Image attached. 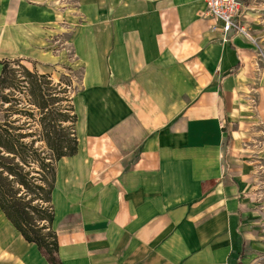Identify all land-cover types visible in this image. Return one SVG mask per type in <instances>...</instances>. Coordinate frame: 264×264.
<instances>
[{
  "label": "crops",
  "instance_id": "1",
  "mask_svg": "<svg viewBox=\"0 0 264 264\" xmlns=\"http://www.w3.org/2000/svg\"><path fill=\"white\" fill-rule=\"evenodd\" d=\"M243 2L248 35L205 0H0V75L79 76L61 264H264V0ZM0 264H50L1 209Z\"/></svg>",
  "mask_w": 264,
  "mask_h": 264
},
{
  "label": "rangeland",
  "instance_id": "2",
  "mask_svg": "<svg viewBox=\"0 0 264 264\" xmlns=\"http://www.w3.org/2000/svg\"><path fill=\"white\" fill-rule=\"evenodd\" d=\"M6 75L0 84V136L13 154L0 148V156L7 158L0 163L28 173L31 183L41 184L47 178L48 188L55 182V149L68 152L76 138L70 90L79 76L64 70L54 80L23 60L10 61ZM14 185L17 189L18 184ZM33 192L28 193L29 198L35 196Z\"/></svg>",
  "mask_w": 264,
  "mask_h": 264
},
{
  "label": "trees",
  "instance_id": "3",
  "mask_svg": "<svg viewBox=\"0 0 264 264\" xmlns=\"http://www.w3.org/2000/svg\"><path fill=\"white\" fill-rule=\"evenodd\" d=\"M8 63L3 64L0 84H3L5 80L2 79L5 76L7 77ZM2 138L3 136H0V148L13 154L12 151L7 149L8 146ZM55 150L57 151V161L62 157L74 155L77 150L76 138L74 144L68 148V152L57 148ZM5 159L7 160V158L0 156V160ZM17 166L22 170L19 164ZM28 175V173L16 172L14 169L7 168L3 163H0V209L27 242L38 246L50 264H61L57 257L58 241L52 228L54 209L51 195L54 184L47 188V178L41 179V184L31 183V180L27 179ZM14 183L18 184L17 189H15ZM23 190L25 192L20 195ZM32 191H34L35 196L29 198L28 193ZM28 198L29 200H27ZM36 201H38L37 204H33Z\"/></svg>",
  "mask_w": 264,
  "mask_h": 264
},
{
  "label": "built area",
  "instance_id": "4",
  "mask_svg": "<svg viewBox=\"0 0 264 264\" xmlns=\"http://www.w3.org/2000/svg\"><path fill=\"white\" fill-rule=\"evenodd\" d=\"M207 15L220 21L225 35H248L244 25L245 4L243 0H205Z\"/></svg>",
  "mask_w": 264,
  "mask_h": 264
}]
</instances>
